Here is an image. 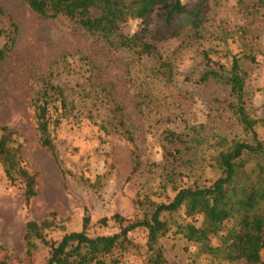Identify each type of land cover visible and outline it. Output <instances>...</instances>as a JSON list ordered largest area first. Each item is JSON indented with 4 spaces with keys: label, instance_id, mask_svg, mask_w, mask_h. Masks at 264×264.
Here are the masks:
<instances>
[{
    "label": "rangeland",
    "instance_id": "374dc122",
    "mask_svg": "<svg viewBox=\"0 0 264 264\" xmlns=\"http://www.w3.org/2000/svg\"><path fill=\"white\" fill-rule=\"evenodd\" d=\"M197 2L183 0L186 6ZM245 4L248 9L240 11L235 0L216 7L210 2L204 40L196 42L186 34L169 38L157 44L159 56L139 59L130 51L109 49L95 36L73 32L65 18L43 19L24 2L0 0V30L11 24L17 29L11 53L0 62V135L3 127L14 132L22 166L37 176L36 194L26 202L22 185L10 182L0 165V262L46 263L50 250L37 241L31 256L26 254L28 221H48L44 235L50 242L81 231L84 217L89 218V237L109 236L119 231L114 215L139 217L135 202L143 195L167 203L174 188L204 187L218 177L208 139L200 142L210 134L231 139L237 128L226 109L227 90L199 83L202 51L237 53L242 29L257 51L255 63L243 64L247 110L264 118V8H251L252 0ZM150 23L131 20L122 31L140 34L155 25L156 17ZM223 31L232 37L227 44L214 38ZM5 42L0 37V47ZM43 81L62 88L71 111L49 129L55 157L40 146L34 116ZM50 107L54 119L61 110L53 108L59 107L56 102ZM119 114L130 127L132 143L114 128ZM165 131L185 135L188 144L174 148L163 140ZM257 133L264 140V126ZM166 151L173 157L167 158ZM146 237L143 229L130 232L131 248L106 263L117 258L116 264H145ZM159 246L167 264H244L198 254L197 247L171 233L159 239ZM260 257L264 261V249Z\"/></svg>",
    "mask_w": 264,
    "mask_h": 264
},
{
    "label": "trees",
    "instance_id": "16d2710c",
    "mask_svg": "<svg viewBox=\"0 0 264 264\" xmlns=\"http://www.w3.org/2000/svg\"><path fill=\"white\" fill-rule=\"evenodd\" d=\"M15 1L24 2L43 19L65 18L73 32L95 36L109 49L130 51L140 59L159 56L157 44L169 38L186 34L193 41L204 40L208 13L213 11L210 2L216 7L228 0H198L193 6H186L183 0ZM235 1L240 11L248 9L247 0ZM251 8H264V0H252ZM2 13L0 6V15ZM153 17H156L155 25L146 27L140 34L126 35L122 31V26L128 21L148 24ZM16 32L14 24L6 31L0 30V37L6 39L0 47V62L11 53ZM245 34L243 29L240 30L237 41L240 47L235 54L214 48L202 51L204 67L199 83H211L227 90L226 109L237 128L236 136L231 139L210 134L200 142L205 143L208 139L206 145L212 148L211 160L219 171L218 177L208 186L174 188V197L167 203H158L143 195L135 202L139 217L125 220L114 215L112 219L118 224L119 231L109 236L89 237L85 233L89 218L84 217L81 231L65 234L59 242H50L44 235L50 228L48 221H28L24 233L27 256H31L37 241L50 250L45 264H107L108 257L115 253L123 254L131 248L130 232L143 229L147 233L145 264H167L159 239L169 233L187 245L197 247L198 254L211 259L264 264L260 257L264 249V140L257 135V127L264 126V118L252 117L247 110L249 94L245 83L248 73L243 64L255 63L257 51L247 43ZM230 35L223 31L214 38L227 44L232 38ZM163 64L165 66L166 63ZM54 102L59 107L53 108L61 110V113L52 119L50 104ZM70 112L62 88L43 81L34 103V116L40 146L53 157L56 154L49 129L57 127L61 118ZM118 119L114 128H120L121 131H116L132 143L130 127L120 114ZM1 131L0 165L10 182L22 185L23 196L29 202L36 194L37 176L22 166L20 149L13 141L14 132L6 127ZM184 136L165 131L162 137L175 148L176 145L188 144ZM165 155L173 157L169 151ZM137 168L135 161L133 172ZM170 181L174 183L172 179ZM101 222L105 224L106 219ZM118 261L114 258L111 263Z\"/></svg>",
    "mask_w": 264,
    "mask_h": 264
}]
</instances>
